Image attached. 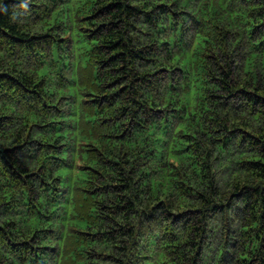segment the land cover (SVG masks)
I'll use <instances>...</instances> for the list:
<instances>
[{"label": "trees", "instance_id": "16d2710c", "mask_svg": "<svg viewBox=\"0 0 264 264\" xmlns=\"http://www.w3.org/2000/svg\"><path fill=\"white\" fill-rule=\"evenodd\" d=\"M0 264H264V0H0Z\"/></svg>", "mask_w": 264, "mask_h": 264}]
</instances>
